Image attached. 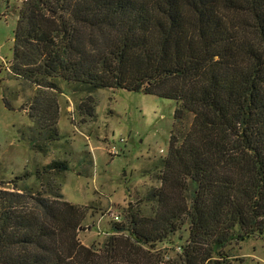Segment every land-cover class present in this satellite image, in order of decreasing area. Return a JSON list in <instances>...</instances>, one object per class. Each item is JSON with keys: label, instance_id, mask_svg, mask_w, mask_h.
<instances>
[{"label": "trees", "instance_id": "1", "mask_svg": "<svg viewBox=\"0 0 264 264\" xmlns=\"http://www.w3.org/2000/svg\"><path fill=\"white\" fill-rule=\"evenodd\" d=\"M11 69L42 89L62 80L177 107L160 186L118 213L101 245L79 242L90 208L60 184L29 190L30 172L12 190L1 184L0 264H220L233 241L264 233V0H23ZM84 106L95 117V99ZM54 117L50 142L61 140ZM41 133L29 136L33 150Z\"/></svg>", "mask_w": 264, "mask_h": 264}, {"label": "rangeland", "instance_id": "2", "mask_svg": "<svg viewBox=\"0 0 264 264\" xmlns=\"http://www.w3.org/2000/svg\"><path fill=\"white\" fill-rule=\"evenodd\" d=\"M22 7L23 0H0V187L5 184L12 190V180L26 172L33 174L22 183L29 190L50 192L60 184L66 201L90 208L78 239L88 248L96 247L109 235L111 213L126 215L130 206L143 204L150 191L160 186L159 166L169 152L177 104L122 89L89 95L62 80L54 91L15 77L11 64ZM87 96L95 99V117L86 114ZM5 97L12 109L6 107ZM39 101H48L50 107L42 109ZM52 114L61 136L56 142L49 141ZM191 121L189 116L185 124ZM39 130L37 139L43 149L33 150L29 136ZM53 161L64 162L69 169L47 173L45 168ZM37 172L42 173L41 179L34 175ZM182 237L185 241L188 234ZM178 250H171L169 256ZM224 251L226 256L215 257L220 264H264V233L233 241Z\"/></svg>", "mask_w": 264, "mask_h": 264}, {"label": "built area", "instance_id": "3", "mask_svg": "<svg viewBox=\"0 0 264 264\" xmlns=\"http://www.w3.org/2000/svg\"><path fill=\"white\" fill-rule=\"evenodd\" d=\"M111 215H112V217H113V218H112L113 221H115V222H120V221H121V218H120L119 215H116V214L113 215L112 213H111Z\"/></svg>", "mask_w": 264, "mask_h": 264}]
</instances>
